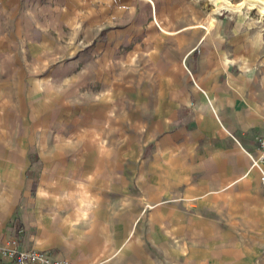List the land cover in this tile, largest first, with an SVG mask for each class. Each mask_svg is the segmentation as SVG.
<instances>
[{
	"label": "rangeland",
	"instance_id": "1",
	"mask_svg": "<svg viewBox=\"0 0 264 264\" xmlns=\"http://www.w3.org/2000/svg\"><path fill=\"white\" fill-rule=\"evenodd\" d=\"M158 96L175 119L155 118ZM253 107L259 120L242 130L240 111ZM263 122L264 15L255 7L0 0V232L12 210L21 235L37 218L40 228L46 215L59 218L66 202L87 224L113 202L93 195L109 191L131 193L147 213L157 185L163 205L192 211L189 186L210 176L222 189L226 178L259 180L264 196Z\"/></svg>",
	"mask_w": 264,
	"mask_h": 264
},
{
	"label": "crops",
	"instance_id": "2",
	"mask_svg": "<svg viewBox=\"0 0 264 264\" xmlns=\"http://www.w3.org/2000/svg\"><path fill=\"white\" fill-rule=\"evenodd\" d=\"M159 96L156 113L160 112V115L155 118L175 119L172 112H165L164 107L160 109ZM189 100L183 96L182 106H189ZM175 103L169 100L166 105ZM177 107L179 109V102ZM240 112L245 121L242 130L259 120L258 109L254 107L249 112L242 108ZM221 178L210 176L191 183L188 189L197 203H194L196 208L188 212L173 202L163 205L158 201L164 189L161 185H157L154 194L146 197L151 198L153 205L147 213H142L139 203H133L129 192L109 191L93 195L113 202L93 208L87 224L82 215L85 210L66 202L60 209L59 218L51 213L46 215L44 221L48 223L44 222V227L40 228L43 220L37 218L28 224L26 234L20 235L23 231L20 228L17 247L44 250L70 264H264V207H260L264 196L260 193V182L237 176L224 179L221 182L224 189L209 186L223 180ZM249 184L256 186L251 196L245 191ZM207 194H210L204 198L207 207L203 208L199 206L203 201L198 199ZM71 195L74 194L68 198L73 199ZM226 197L239 200V204L232 207L224 201ZM248 199L254 206L245 204ZM12 211L0 232V242L5 246L9 245L7 223ZM218 215L230 218L221 222L213 218ZM0 264H10V261L0 257Z\"/></svg>",
	"mask_w": 264,
	"mask_h": 264
},
{
	"label": "built area",
	"instance_id": "3",
	"mask_svg": "<svg viewBox=\"0 0 264 264\" xmlns=\"http://www.w3.org/2000/svg\"><path fill=\"white\" fill-rule=\"evenodd\" d=\"M264 128V122H263ZM259 147L262 150L261 159L264 158V133L258 139ZM256 163L257 161L254 160ZM264 182V175L262 177ZM16 238L8 241L9 245H0V257H5L10 261V264H70L64 258L51 256L44 250L37 249H19L17 247Z\"/></svg>",
	"mask_w": 264,
	"mask_h": 264
},
{
	"label": "bare ground",
	"instance_id": "4",
	"mask_svg": "<svg viewBox=\"0 0 264 264\" xmlns=\"http://www.w3.org/2000/svg\"><path fill=\"white\" fill-rule=\"evenodd\" d=\"M210 1L216 6L217 9L220 8L239 9L242 6H247L250 8L255 7L261 14L264 15V0H240L239 2H235V3L230 0H210Z\"/></svg>",
	"mask_w": 264,
	"mask_h": 264
},
{
	"label": "trees",
	"instance_id": "5",
	"mask_svg": "<svg viewBox=\"0 0 264 264\" xmlns=\"http://www.w3.org/2000/svg\"><path fill=\"white\" fill-rule=\"evenodd\" d=\"M7 227L10 229L14 228L15 233H18L21 228L20 220L18 219V215L12 217V219L8 222Z\"/></svg>",
	"mask_w": 264,
	"mask_h": 264
}]
</instances>
